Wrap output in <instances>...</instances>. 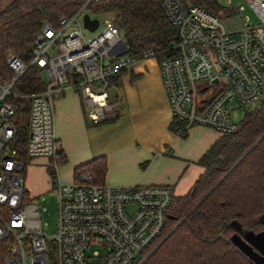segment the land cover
<instances>
[{
	"label": "built area",
	"instance_id": "obj_1",
	"mask_svg": "<svg viewBox=\"0 0 264 264\" xmlns=\"http://www.w3.org/2000/svg\"><path fill=\"white\" fill-rule=\"evenodd\" d=\"M100 1L83 0L56 26L45 22L29 64L12 53L7 57L14 74L0 79V241L9 243L6 264H142L147 258L143 252L165 228L176 197L172 185H100L88 172L70 183L56 179L54 236L43 224L40 200L26 187L32 159L56 158L60 143L53 132L55 102L65 87L80 93L87 116L100 123L115 114L110 100L118 89L115 77L140 60L128 54L124 33L113 20L104 21L98 36L86 38L84 15ZM246 1L259 23L237 32L226 30L220 13L191 1L161 2L179 37L172 45L173 55L159 63L173 121L184 124L176 132L180 136L195 125L221 134L234 132L238 123L233 120V103L248 109L264 100V0ZM150 57L158 58L147 50L142 59ZM33 65L40 69L46 89L16 93L15 85ZM20 97L31 101L27 160L20 158L17 144Z\"/></svg>",
	"mask_w": 264,
	"mask_h": 264
},
{
	"label": "trees",
	"instance_id": "obj_2",
	"mask_svg": "<svg viewBox=\"0 0 264 264\" xmlns=\"http://www.w3.org/2000/svg\"><path fill=\"white\" fill-rule=\"evenodd\" d=\"M188 1L215 13L222 11L219 0ZM161 2L162 0H103L93 3L90 9L95 13L106 12L114 16V22L124 33L128 54L142 59L147 50H153L161 61L173 55L172 45L179 39L177 28L167 18ZM82 3L83 0H13L2 7L0 79H10L14 74L6 63L9 54H15L29 64L33 59L35 39L44 23L56 26L61 17L73 15ZM121 74L114 79L117 86L120 84ZM45 89L40 69L34 65L14 87V91L19 94H33ZM17 102L20 106L16 115L18 150L20 158L27 160L31 101L20 97ZM114 119L113 117L100 123H108ZM183 125L181 121L174 120L171 129L177 132ZM263 135L264 100L257 106L246 109L244 117L238 123V129L222 134L198 160L205 172L187 195L173 199L161 236L143 252L144 256L151 253L152 248L224 178L142 264H255L233 243L235 229L231 223L237 220L245 229L255 232L264 230L260 221V216L264 213ZM66 161V154L60 145L55 164L58 166ZM85 172L92 174L95 184H104L106 158L98 157L76 168V179ZM50 174L56 178L54 167L50 168ZM8 246L7 240L0 241V264H6Z\"/></svg>",
	"mask_w": 264,
	"mask_h": 264
},
{
	"label": "crops",
	"instance_id": "obj_3",
	"mask_svg": "<svg viewBox=\"0 0 264 264\" xmlns=\"http://www.w3.org/2000/svg\"><path fill=\"white\" fill-rule=\"evenodd\" d=\"M112 103L115 119L94 123L80 93L65 87L55 102L53 132L67 161L57 166L53 158L32 159L26 173L31 196L40 200L56 191V179L75 181L76 168L98 157L107 160L106 185L165 184L176 197L188 194L205 172L198 160L222 134L200 125L185 137L171 129L172 106L156 57L137 60L121 74Z\"/></svg>",
	"mask_w": 264,
	"mask_h": 264
},
{
	"label": "rangeland",
	"instance_id": "obj_4",
	"mask_svg": "<svg viewBox=\"0 0 264 264\" xmlns=\"http://www.w3.org/2000/svg\"><path fill=\"white\" fill-rule=\"evenodd\" d=\"M11 1L13 0H0V9L9 4ZM219 3L222 6V11L220 12V21L228 32H237L243 29L245 26H254L259 23V18L256 12L251 7L250 3H248L246 0H219ZM88 12L91 13L93 17H98L100 19L101 26L95 31L84 28V34L86 38L98 36L101 33L105 20L110 19L114 21V16L111 13H95L91 9ZM110 100L112 101V99ZM232 107L233 120L239 123L240 120H242V118L244 117L246 109L242 107L238 102H234ZM40 207L42 221L43 224L47 227V233L51 236L56 235L59 207L58 192L54 191L49 195L41 197ZM164 237L157 243V245H155L154 248H152V250L150 251L151 253L162 242ZM151 253H149L148 255H150Z\"/></svg>",
	"mask_w": 264,
	"mask_h": 264
},
{
	"label": "water",
	"instance_id": "obj_5",
	"mask_svg": "<svg viewBox=\"0 0 264 264\" xmlns=\"http://www.w3.org/2000/svg\"><path fill=\"white\" fill-rule=\"evenodd\" d=\"M84 26L91 30L95 31L99 27L100 21L98 18H91L89 13H86L83 18ZM264 136V135H263ZM262 136V137H263ZM262 137L256 142V144L262 139ZM255 144V145H256ZM254 145V146H255ZM253 146V147H254ZM252 147V148H253ZM251 148V149H252ZM250 149V150H251ZM249 150V151H250ZM248 151V152H249ZM247 152V153H248ZM247 153L240 159L242 160ZM237 162V164L240 162ZM224 178V177H223ZM222 178V179H223ZM221 179V180H222ZM220 180V181H221ZM219 181V182H220ZM218 182V183H219ZM216 183L199 201L198 203L177 223V225L166 235V237L162 240V242L167 239L170 234L189 216V214L206 198V196L217 186ZM260 221L264 225V213L260 216ZM232 226L235 229V233L232 236L233 243L243 251L255 264H264V230L255 232L254 230L245 229L242 224L234 220L232 221ZM161 242V243H162ZM160 243V244H161ZM159 244V245H160ZM157 248V247H156ZM155 250V249H154ZM153 252V251H152Z\"/></svg>",
	"mask_w": 264,
	"mask_h": 264
}]
</instances>
